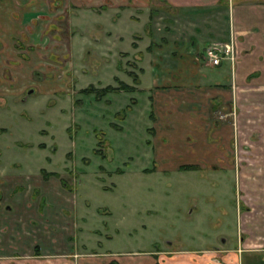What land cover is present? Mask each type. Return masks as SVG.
Masks as SVG:
<instances>
[{
    "label": "rangeland",
    "instance_id": "obj_1",
    "mask_svg": "<svg viewBox=\"0 0 264 264\" xmlns=\"http://www.w3.org/2000/svg\"><path fill=\"white\" fill-rule=\"evenodd\" d=\"M229 5L225 0L216 9L181 11L183 20L193 24L177 28L178 33L183 30V37L189 36V42L175 46L169 44V16L177 12H171L169 0H136V5L127 7L125 37L114 49L98 46L93 37L96 32L89 30L87 35L93 40L83 42L86 52L72 57L69 69L48 71L43 78L34 73L44 88L39 85L28 95L0 81V199H79L80 203L88 199V233L96 229L91 245L95 264H106L109 255L121 258L120 254L155 249L163 254L174 248L238 247L241 200L246 201L245 209L251 206L257 213L254 199H264V91L238 94V116L234 121V113L232 121L234 152L215 160L216 168L205 164L208 154L193 169L172 166L169 160L185 161L189 152L194 158L203 157L205 147L221 151L231 140L224 145L211 135L203 142L196 131L182 137L181 124H174L163 140L157 138V131L152 133L150 98L157 92L169 93V80L181 77L172 73L175 67H198L201 58L193 61L190 51L204 54L209 40L235 45L227 36ZM109 14L110 9L93 19L109 24ZM133 15L139 19L133 21ZM62 23L66 30L59 44L66 47L68 26ZM133 32L138 35L132 43ZM220 32L224 36L211 39ZM50 43L49 48L53 47ZM125 50L130 52L119 56L124 71L109 67L110 58H116L112 62L116 66L118 52ZM121 81L134 85V90H115L102 97L96 91L83 92L90 85L97 90L118 87ZM226 160L233 166L222 167ZM45 171L60 176L45 177ZM98 207L104 213L96 214ZM262 222L261 226L248 220L250 230L263 233L245 245L250 251L242 264L264 259V251L253 250L264 244V215ZM227 253L231 257H224L227 261L240 263L235 252ZM21 260L13 258L11 264H23Z\"/></svg>",
    "mask_w": 264,
    "mask_h": 264
},
{
    "label": "crops",
    "instance_id": "obj_2",
    "mask_svg": "<svg viewBox=\"0 0 264 264\" xmlns=\"http://www.w3.org/2000/svg\"><path fill=\"white\" fill-rule=\"evenodd\" d=\"M228 1L231 16L227 36L230 37L229 40H235V63L224 60L220 65H213L205 57V52H199L196 56L190 51L193 61L201 58L198 67H175L172 73L181 77L176 81L169 80V93L166 90L163 93L157 92L155 97L150 98L153 101L152 133L157 131V138L163 140L166 134L170 135L174 124H181L184 133L182 137L196 131L199 134L195 136L203 142L211 135L223 140L224 145L227 140L231 142L229 146H223L221 151L214 150L213 146L203 147V157L194 158L189 152L190 156L187 155L189 158L185 161L169 160L174 168L199 165L200 159L203 161L207 154L210 158L205 164L219 167L215 160L222 161L234 152L235 133L232 121L234 113L235 118L238 116V94L241 90L264 91V0H242L237 4ZM54 2L55 0H0V81L14 84L19 93L25 94L29 88L35 89L39 85L44 88L42 82L38 85L34 73L43 78V73L48 71L61 73L65 67L69 69L74 61L72 57L77 56L80 51L86 52V43L83 42L89 38L93 40L87 35L89 30L90 33L96 32L93 37L98 46H111L114 49L125 37L127 7L136 5V0H59L55 6ZM218 5H221V0H169V9L177 12L169 16V44L185 46L189 42V36L183 37V30L179 33L177 31V28H184L189 24L183 20L181 11L216 9ZM109 9V24L106 23L107 20L100 22L93 19L94 15H101ZM132 19H139V15H133ZM62 22L68 26L66 47L59 44L63 41L61 32L65 29ZM191 24L189 25L192 26ZM137 35L136 32L132 33V43ZM221 36L224 35L220 32L217 36H211V39ZM50 42L53 44L51 48L47 45ZM191 42L193 46L196 45V41ZM205 43L208 46L211 40ZM81 44L83 47H80ZM123 52L130 51L118 52L116 66L112 64L116 58L111 57V63H107L109 67L117 68L118 72L121 69L124 71L119 63V56L124 55ZM53 56L58 59L53 60ZM222 113L225 115L223 118L218 116ZM221 165L233 166L227 160ZM254 200L258 211L248 213L250 218H247V230L252 233L245 245H250L249 240L254 239L255 235L262 234V231L256 234L257 231L249 228V219L255 225H263L264 199ZM86 201L0 199V264H11L13 258L19 257L23 264H95V249L91 245L96 229H91L93 234L88 233V211L91 206L88 199ZM96 210V214L104 213L101 207ZM257 230L260 228L257 227ZM52 236L54 238L50 240ZM246 248L245 252H249V247ZM253 250L263 252L264 244ZM27 252L28 254L23 255ZM161 254L159 249L137 252L134 255L132 252L124 253L120 254L121 258L114 254L109 255L110 259H107L106 264H155L158 258H161L160 262L163 264H223L224 256L217 247L200 250L174 248ZM245 254L241 258L237 253L236 256L242 260ZM58 260L60 261L57 262ZM254 261V264H264L261 259Z\"/></svg>",
    "mask_w": 264,
    "mask_h": 264
},
{
    "label": "flooded vegetation",
    "instance_id": "obj_3",
    "mask_svg": "<svg viewBox=\"0 0 264 264\" xmlns=\"http://www.w3.org/2000/svg\"><path fill=\"white\" fill-rule=\"evenodd\" d=\"M33 90V91H32ZM32 91V92H31ZM34 92V89L33 88H29V90L25 93V94H31V93H33ZM221 117L223 118V117H225V115H221ZM235 117H236V115H235ZM236 119L237 118H234V121H236ZM189 165H192V164H189ZM195 166H197V165H195ZM241 200V199H240ZM246 203V201H242L241 200V205H240V216H241V223H242V225H241V232H242V235H241V244H239V246L238 247H236V248H227V247H225L226 249H224V250H222V248H221V246H216L217 248H219L220 249V251L222 250V252H223V254H224V256L222 257V261H223V264L224 263H230L229 261H227V259H225L224 257H227L228 258V253H227V251H233V252H235V255H236V253L238 254V255H240V258H241V256H242V254H243V252H245V250L247 249L246 247H245V242L250 238L249 236H251V231H248L247 230V218H245V216L249 213V212H252V207L250 206V207H246V209H245V204ZM258 232V231H257ZM260 233V232H259ZM261 233H263V232H261ZM171 246H172V244H173V242H170L169 243ZM216 247H214V248H216ZM246 253V252H245ZM231 257H229L228 259H230ZM261 260H263L264 261V259L263 258H260ZM225 261V262H224ZM238 262V261H237ZM226 263V264H227ZM231 264H234V263H231ZM238 264H242V260L240 259V263L238 262Z\"/></svg>",
    "mask_w": 264,
    "mask_h": 264
},
{
    "label": "built area",
    "instance_id": "obj_4",
    "mask_svg": "<svg viewBox=\"0 0 264 264\" xmlns=\"http://www.w3.org/2000/svg\"><path fill=\"white\" fill-rule=\"evenodd\" d=\"M236 47L231 42H213L206 47V58L213 65H220L224 60L235 63Z\"/></svg>",
    "mask_w": 264,
    "mask_h": 264
},
{
    "label": "trees",
    "instance_id": "obj_5",
    "mask_svg": "<svg viewBox=\"0 0 264 264\" xmlns=\"http://www.w3.org/2000/svg\"><path fill=\"white\" fill-rule=\"evenodd\" d=\"M225 0H221V2H224ZM139 80V79H138ZM139 83V81H137ZM135 86L134 85H131V84H128V83H125L123 81H121L120 85L118 87L116 86H113V85H108L107 87L105 88H102V89H99L97 90L95 88V86L93 85H90L88 86L87 88L83 89V92L84 93H90V92H97L98 96L102 97L104 96L105 94H107L108 92H111V91H115V90H130V89H133L134 90ZM196 166L195 165H183L181 168L182 169H193L195 168ZM45 177H50V176H60L59 173H56V172H48V171H45L43 172ZM64 184H66V182L63 181ZM113 264H117V263H113ZM155 264H161L159 263L158 261L155 263Z\"/></svg>",
    "mask_w": 264,
    "mask_h": 264
},
{
    "label": "water",
    "instance_id": "obj_6",
    "mask_svg": "<svg viewBox=\"0 0 264 264\" xmlns=\"http://www.w3.org/2000/svg\"><path fill=\"white\" fill-rule=\"evenodd\" d=\"M32 91H33V90H32ZM32 91H31V92H32Z\"/></svg>",
    "mask_w": 264,
    "mask_h": 264
}]
</instances>
